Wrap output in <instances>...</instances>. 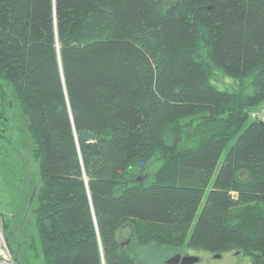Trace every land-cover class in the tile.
<instances>
[{
	"label": "trees",
	"instance_id": "trees-1",
	"mask_svg": "<svg viewBox=\"0 0 264 264\" xmlns=\"http://www.w3.org/2000/svg\"><path fill=\"white\" fill-rule=\"evenodd\" d=\"M263 103L264 0H0V139L20 115L32 166L7 165L34 175L46 264H136L141 246L264 264ZM5 214L17 258L26 227Z\"/></svg>",
	"mask_w": 264,
	"mask_h": 264
},
{
	"label": "rangeland",
	"instance_id": "rangeland-1",
	"mask_svg": "<svg viewBox=\"0 0 264 264\" xmlns=\"http://www.w3.org/2000/svg\"><path fill=\"white\" fill-rule=\"evenodd\" d=\"M213 82L220 88L232 87L235 84V80L231 76L225 75L220 70L216 71ZM15 117L16 124L13 125L10 122L6 132L8 136H11L13 142L0 139V146L2 147L0 152V211L6 212L5 215L8 217L14 216V221L17 225L19 222H23L26 227L21 229L20 234L14 231L9 233L8 236L10 242L14 244L17 250V258L14 257V264H46L42 252L39 251L38 254H35L34 250L28 247L26 239L27 235L36 232L34 214L29 206L34 175L32 173L23 175L20 167L16 168L18 169L17 172L12 173L11 171L15 167L10 169V164L7 165V160L13 159L14 163L18 161L17 164L20 166L25 165L26 168L28 166V169L32 166L28 164L31 159L26 157L30 152V144H27L26 141L23 118L18 114ZM16 146H18V149ZM2 152H7L9 156L6 157ZM129 228V226H126L123 230V236L128 237ZM150 247L141 246L138 251L140 255L136 264H170L166 261V258L176 253H172L173 250H170L164 255H160L153 247ZM178 252L199 256V260L189 264H251L249 255L234 249L212 253L204 249L182 248Z\"/></svg>",
	"mask_w": 264,
	"mask_h": 264
},
{
	"label": "built area",
	"instance_id": "built-area-1",
	"mask_svg": "<svg viewBox=\"0 0 264 264\" xmlns=\"http://www.w3.org/2000/svg\"><path fill=\"white\" fill-rule=\"evenodd\" d=\"M252 115L264 120V103L252 112ZM0 264H14L13 253L6 241L5 231L0 221Z\"/></svg>",
	"mask_w": 264,
	"mask_h": 264
},
{
	"label": "water",
	"instance_id": "water-1",
	"mask_svg": "<svg viewBox=\"0 0 264 264\" xmlns=\"http://www.w3.org/2000/svg\"><path fill=\"white\" fill-rule=\"evenodd\" d=\"M79 133L85 140H93L95 138V133L88 129H80ZM197 260H199L198 255L191 253L182 254L181 252H176L166 259L170 264H189Z\"/></svg>",
	"mask_w": 264,
	"mask_h": 264
}]
</instances>
